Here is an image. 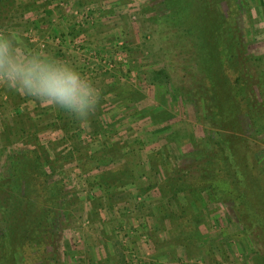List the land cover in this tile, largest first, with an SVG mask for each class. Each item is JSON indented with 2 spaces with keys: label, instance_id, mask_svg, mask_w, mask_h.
Segmentation results:
<instances>
[{
  "label": "rangeland",
  "instance_id": "1",
  "mask_svg": "<svg viewBox=\"0 0 264 264\" xmlns=\"http://www.w3.org/2000/svg\"><path fill=\"white\" fill-rule=\"evenodd\" d=\"M0 30L100 90L80 122L0 85V264H264V0H0Z\"/></svg>",
  "mask_w": 264,
  "mask_h": 264
},
{
  "label": "clouds",
  "instance_id": "2",
  "mask_svg": "<svg viewBox=\"0 0 264 264\" xmlns=\"http://www.w3.org/2000/svg\"><path fill=\"white\" fill-rule=\"evenodd\" d=\"M0 85L51 104L80 122L95 111L100 90L69 62L21 46L15 30H0Z\"/></svg>",
  "mask_w": 264,
  "mask_h": 264
},
{
  "label": "trees",
  "instance_id": "3",
  "mask_svg": "<svg viewBox=\"0 0 264 264\" xmlns=\"http://www.w3.org/2000/svg\"><path fill=\"white\" fill-rule=\"evenodd\" d=\"M220 55V53H219V51L212 57V58H210L211 59V61H209V62H213V60H215L216 59V57H218ZM221 61V60H220ZM218 64H221V62H219L218 61ZM260 208L264 211V202L262 203V204H260ZM260 209V210H261ZM261 210V211H262ZM262 214H264V212L262 213ZM5 223L3 222V221H0V226L5 230L6 229V226L4 225Z\"/></svg>",
  "mask_w": 264,
  "mask_h": 264
}]
</instances>
